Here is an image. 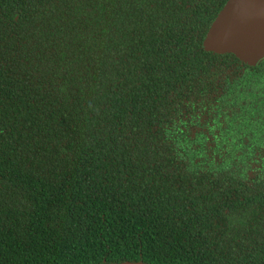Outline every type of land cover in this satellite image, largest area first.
Instances as JSON below:
<instances>
[{
  "label": "trees",
  "instance_id": "16d2710c",
  "mask_svg": "<svg viewBox=\"0 0 264 264\" xmlns=\"http://www.w3.org/2000/svg\"><path fill=\"white\" fill-rule=\"evenodd\" d=\"M225 1L0 0V264H264V103L219 115L244 66L201 48Z\"/></svg>",
  "mask_w": 264,
  "mask_h": 264
},
{
  "label": "water",
  "instance_id": "95a60500",
  "mask_svg": "<svg viewBox=\"0 0 264 264\" xmlns=\"http://www.w3.org/2000/svg\"><path fill=\"white\" fill-rule=\"evenodd\" d=\"M201 48L231 54L248 66L264 60V0H226L206 30Z\"/></svg>",
  "mask_w": 264,
  "mask_h": 264
},
{
  "label": "flooded vegetation",
  "instance_id": "af4514ba",
  "mask_svg": "<svg viewBox=\"0 0 264 264\" xmlns=\"http://www.w3.org/2000/svg\"><path fill=\"white\" fill-rule=\"evenodd\" d=\"M241 64L244 67L241 68V71L238 74L240 76L238 81H242V86L237 89L234 88L235 90L232 91L230 95H225L227 101L223 103L222 110H219L218 112L219 115L225 117L236 115L237 109L240 105H242V100L244 104L254 106L255 108L261 105V103H264V79L261 82L262 85L257 81L259 85L262 86L261 89L254 90L252 81H254L255 78L252 76L253 71L249 70V67H264V60L255 66H248L243 63ZM263 72L264 71L262 69H259L260 76L264 75Z\"/></svg>",
  "mask_w": 264,
  "mask_h": 264
}]
</instances>
